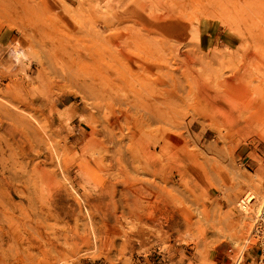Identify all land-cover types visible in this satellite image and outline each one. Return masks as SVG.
<instances>
[{"label": "rangeland", "instance_id": "1", "mask_svg": "<svg viewBox=\"0 0 264 264\" xmlns=\"http://www.w3.org/2000/svg\"><path fill=\"white\" fill-rule=\"evenodd\" d=\"M6 27L0 264H256L264 0H0Z\"/></svg>", "mask_w": 264, "mask_h": 264}, {"label": "bare ground", "instance_id": "2", "mask_svg": "<svg viewBox=\"0 0 264 264\" xmlns=\"http://www.w3.org/2000/svg\"><path fill=\"white\" fill-rule=\"evenodd\" d=\"M251 6V5H250ZM176 16V15H175ZM167 17V16H166ZM177 18V17H176ZM167 19V18H166ZM169 19V18H168ZM171 20H170V22L169 23H167L166 24V26L169 28V29H176V28H180V26H181V22H175L176 21V19H174V20H172L173 18H170ZM146 20V19H145ZM160 20V19H159ZM163 20V19H162ZM144 21V20H143ZM156 21H158V20H156ZM158 24H159V22H158ZM156 24L157 25V27H159V26H161L162 24ZM44 32V31H43ZM38 33H40V31H38ZM46 33V32H45ZM45 33L43 34L44 36H46L47 35V33H46V35H45ZM43 39V38H42ZM133 52V51H132ZM130 50H128V51H124V50H119L118 51V53H119V55H120V58L122 59L121 61H124L127 65H129L128 63H132L133 64V66H137L136 64H135V58L133 59V57L131 56V53H132ZM133 54V53H132ZM187 53H185V55H186ZM78 55V54H77ZM134 55V54H133ZM187 57V56H186ZM78 59H81V60H84V61H86L85 59H89V58H92V55L91 54H89V53H86V55H84V56H82L81 57V55H78V57H77ZM93 58H95V57H93ZM188 58V57H187ZM142 60V59H141ZM146 60H148V59H146ZM130 61V62H129ZM135 61V62H134ZM147 62L148 61H146V63H139V66L141 67V68H143V69H147V68H151V66L149 65V64H147ZM150 62V61H149ZM137 63V62H136ZM138 64V63H137ZM155 64V63H154ZM133 66H129V69L131 70V71H135L136 69H137V67H136V69L133 67ZM138 66V67H139ZM89 83H90V85L91 86H93V85H95L97 82L95 81V79L94 78H91L90 79V81H89ZM201 88V87H200ZM209 93L210 92H207V91H205V94L207 95H209ZM196 96V95H195ZM220 101V100H219ZM212 103H213V100H212ZM225 103H226V101H225ZM218 105V104H217ZM113 106V105H112ZM221 106V105H220ZM3 107V106H2ZM221 108H223V107H221ZM1 109V108H0ZM217 109V108H216ZM230 109V108H229ZM6 110H8V109H6ZM213 111V110H212ZM7 112V115H9V116H11V114L8 112V111H6ZM227 113V112H226ZM240 113V112H239ZM6 114V113H5ZM16 116H15V118H17L19 121H20V123H22V120H21V117H20V115H17V114H15ZM24 119V118H23ZM224 119V118H223ZM235 120V119H234ZM27 121V120H26ZM29 121V120H28ZM114 121V120H113ZM112 121V122H113ZM229 121V120H228ZM24 122V121H23ZM111 122V123H112ZM115 122V121H114ZM240 122V121H239ZM237 123V122H236ZM23 124V123H22ZM25 124V123H24ZM23 124V125H24ZM248 124V122L246 121L245 123H244V126H246ZM111 126H112V124H110ZM235 125V124H234ZM242 125V124H241ZM30 126V125H29ZM30 130L32 131V130H34L33 128H32V126H31V128H30ZM18 134H19V136L20 137H23V136H25V133H24V131H18ZM174 142V141H173ZM147 149H149V147L147 146ZM148 152L150 153L151 151L150 150H148ZM151 154V153H150ZM147 156V158H149V160H148V164H152L153 162H152V155H146ZM140 188V187H139ZM145 189H146V191L147 190H150L149 188H148V186H145L144 187ZM151 188V187H150ZM135 190H137L138 188L136 187V188H134ZM145 191V192H146ZM140 194V193H139ZM240 202V201H239ZM239 204V203H238ZM246 209V208H245ZM247 222V221H246Z\"/></svg>", "mask_w": 264, "mask_h": 264}, {"label": "built area", "instance_id": "3", "mask_svg": "<svg viewBox=\"0 0 264 264\" xmlns=\"http://www.w3.org/2000/svg\"><path fill=\"white\" fill-rule=\"evenodd\" d=\"M245 198L246 197H243V199L240 200V202L238 204L242 210H245L246 203L249 202L251 199V198H249L248 200L245 201ZM256 218L257 219L255 222L252 234L262 247L261 248L262 249L261 257L258 259L256 264H264V205L261 207Z\"/></svg>", "mask_w": 264, "mask_h": 264}, {"label": "crops", "instance_id": "4", "mask_svg": "<svg viewBox=\"0 0 264 264\" xmlns=\"http://www.w3.org/2000/svg\"><path fill=\"white\" fill-rule=\"evenodd\" d=\"M15 39H16V31H14L13 29L6 27L0 30V44L1 45L11 44L15 41ZM241 56H243V54ZM239 63H240V60H239Z\"/></svg>", "mask_w": 264, "mask_h": 264}]
</instances>
